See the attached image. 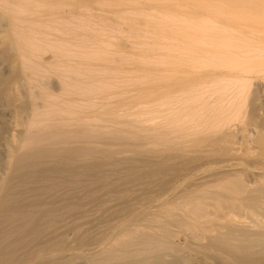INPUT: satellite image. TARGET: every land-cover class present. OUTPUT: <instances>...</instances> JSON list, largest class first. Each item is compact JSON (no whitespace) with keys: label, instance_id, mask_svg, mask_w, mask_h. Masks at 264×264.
<instances>
[{"label":"bare ground","instance_id":"6f19581e","mask_svg":"<svg viewBox=\"0 0 264 264\" xmlns=\"http://www.w3.org/2000/svg\"><path fill=\"white\" fill-rule=\"evenodd\" d=\"M150 8L158 13L146 17L145 11ZM186 19L191 22H187ZM203 20L206 22H201ZM209 24L214 26L213 29L218 27L220 31V27L224 29L223 26H228L234 32L244 33L253 42L244 44L241 49L242 53H240L238 49L240 46L230 44L231 41L228 44L227 41L232 39L230 33L227 39V35L218 30L220 34V37H217L218 42L212 41L209 34L210 37L216 38V36L211 35ZM121 28L122 30L127 28L128 32L130 30L129 35L135 34L134 36L141 35L143 32L150 33L154 36L152 44L156 48L166 46L171 41L178 43L183 41L184 43H179V45H186L184 48L190 49L186 53L187 57L190 56L189 53L196 51L208 53L207 63L209 65L226 70V72L223 70L226 74L224 78H227V82L225 79L224 83L230 82V86L233 87L232 78L240 82L238 85L241 89H239L240 95L239 92L237 94L241 97L239 101L242 100V104L247 101L245 98L248 99L249 95H253L248 94L249 91H247L251 80L258 78V81H262L259 78H264V0H0V221L13 224L22 222L24 226L21 232L18 230L16 238H10L12 240L9 242L7 239V241L1 240L0 264H16L17 262L13 263L18 256V254L14 256V253L18 252L15 250L16 242L24 240V236L30 239H33L35 235L41 234L42 236L44 232L42 229L52 225L47 222L46 217L50 214L52 216L55 208L60 206L56 207L48 202L50 198L46 200L44 198L45 196L51 197L54 191H52L54 185L50 184L53 180H50L51 177H48L51 182L47 183L49 182L48 173L59 172L60 174L65 171V175H68L67 171L69 175L76 177L88 171L92 172L94 169L98 172L101 169L103 171L104 167H108L107 165L117 170L120 165L119 161L121 162L123 158L117 159L119 160L118 165L117 161L115 162V154L119 151L121 154L123 149L131 153L130 159L137 158L138 161H144L139 171L132 169L127 173L128 170H124L127 174L124 176L143 180L147 178L146 180L149 179V181L152 179L156 182L159 193L156 194L155 189L156 195L152 193L150 197L143 198L145 201L143 200L140 205L137 204L138 206H128V202L122 200V204L123 202L126 203L125 206L128 204L125 209H123L124 205L123 208L120 205L122 210H117L119 203L113 204L119 197H114L117 200L112 198L114 202L110 199L113 203L109 200L111 204H108H113L118 208L113 213L114 217L107 219V222L103 223L104 226H98L97 236L92 235L97 238L94 240L97 243L94 244L93 240H90L94 244L92 246L86 243L91 248L86 246L88 249L80 250L81 247H77L80 251H76L74 248L76 246L72 245L74 247L69 246L71 251L66 248V252L64 250L65 253H62L63 251L60 252L58 249V252L54 254L55 245L54 247L52 245L53 254L47 251L49 252L47 255L48 253L44 251L41 254H46L45 257L41 254L39 257L36 253L34 256L37 255L38 258L35 261L36 256H31L33 258L29 257L30 259L28 256V259L23 256L27 259L25 264H192L193 262V264H264V121L259 120L261 122L258 123L259 127L257 124L255 126L251 120V114L248 115L251 117H247L248 119L243 116L246 113H242L244 105L242 107L241 103L239 108L236 107L239 110L235 113L229 111L232 116L228 117L227 110L226 114L223 111V105L222 107H209L216 104L213 101L215 98L212 100L215 104L208 98L211 102L210 104L208 101L209 108H201L200 105L199 110L192 109V101L196 102L197 97L189 96L187 93L196 91L198 88H209L210 86L207 85L215 78V76L212 77L215 69H211V66L201 61L198 62V57L194 55L191 56L196 58L197 65L192 62V67L189 65L187 68L180 65L169 66L170 64L167 66V63L163 62L166 65L164 67L163 63L158 61L159 64H156L162 63L160 65L162 67L144 66L142 68L145 80L136 79L137 82L126 87L125 78L122 80L120 78L121 83L119 80L118 82L121 86L125 84L124 88L118 83V85L114 84L115 81H113L111 90L114 91L117 85L120 90L121 88L126 89L129 93L126 94L125 90H121L124 95L122 97L119 90L122 98H117L119 93L117 89L115 90L117 94L114 93L115 91L110 93L111 90L106 91L110 94L105 91L99 92L102 86L99 84L101 82L97 81L110 82V80L101 79L103 76L112 79L108 76L110 73H115L113 78L119 73L128 74L129 69L123 67L124 64L126 66L137 65L134 62L136 59L148 58L144 50L134 53V55L137 54L134 56L136 58H132L133 51H131L129 53L132 62L127 63L131 59L127 60L130 56L127 57V52L125 54L124 51L131 49H126V43L125 45L124 41L121 43L120 38L119 42L109 44V46L114 45L115 51L105 50L108 47L105 48L103 43H100L104 41L103 36L100 35L102 30L117 33L119 32L117 30ZM230 28L226 27L231 31ZM197 39L199 41H196ZM98 44L103 48H99ZM113 47L109 50H114ZM237 53L241 55H236ZM235 56L237 59L243 56L244 59L240 57L241 61L244 60L243 63L237 62ZM190 58L183 60L188 62ZM125 59L126 62H124ZM109 61H118L120 65H117L118 62L113 66L112 64L106 65ZM227 61L229 68H225ZM97 62L100 63L98 66ZM102 63L105 65L99 66ZM237 63L241 64L240 70L236 69ZM195 65L196 67H193ZM155 71H158V74L153 75ZM229 77L230 80H228ZM212 84L215 86V83ZM224 86V89L231 88L225 84ZM91 87H98V92L90 90ZM201 89L198 91L203 94ZM206 89L203 91L206 92ZM210 89L212 90V86ZM211 90L204 95L200 92L199 94L205 98L208 94L210 97L209 93L212 95L216 92L215 89L213 92ZM182 96H186L184 98L187 100L184 105L185 111L181 105L184 104ZM256 98L255 95L254 102ZM251 100L253 99L250 98ZM239 101L237 100L238 104ZM186 103L191 107L187 108ZM180 106L182 108L179 111L177 109ZM151 110L155 111V114L164 111L166 116L163 112L161 115L159 112L158 115L151 116L152 113L154 114ZM171 112L174 114L171 115ZM167 114L171 116L170 119ZM202 118L208 121H205L207 125L200 124ZM234 120L244 123L240 128L241 131L239 130L243 139H240L242 147H237L238 144L236 146L242 150L239 149L238 154L240 152L243 154V162L234 155L238 149L236 150L234 146V131L229 126ZM211 156L212 158L215 156L216 161L218 158H221L222 162L229 159L227 163L230 164L217 163L220 166L215 167V165L213 168L217 169L212 174L209 173L213 179L207 174L209 171L205 173L206 176L209 175L208 181L211 179L214 182L210 181L213 186H208L212 188H207L206 185V189L205 185H202L205 182V180L202 181L204 176L200 177L201 186L204 187L201 188L198 182H195L196 179L194 180L196 175L191 173L186 177L190 171L187 170L185 173V170L193 162ZM235 158L240 161L236 165L230 162V159L235 160ZM132 161L134 162V160L130 162ZM111 168L110 172H114ZM124 168L126 169V166ZM213 168L211 165L210 169ZM231 169L233 171L237 169L239 172L235 173V178L231 175L234 178L233 181H230V173L227 175L228 170ZM200 171L202 170L196 172L197 175ZM202 172H200L201 176ZM168 174H174V176L177 174L179 177L171 179ZM222 174H225V177ZM227 176L230 177L229 181L225 179ZM75 177H71L72 180L76 179ZM40 178L47 182L45 184L43 182L41 192L36 191V194L39 193L37 195H41L50 206L46 208L41 206V209L30 211V205H28V211L21 210L24 204L21 206L16 203V198L13 201L11 193L13 190L18 191L23 185L27 187L30 184L28 188H34L32 186L36 185L33 184L38 185ZM117 178L118 176L115 180ZM98 179L102 180L100 176ZM192 181L197 184L196 187ZM208 181L205 184L209 185ZM82 182L84 183V180ZM104 182L101 181L103 185H105ZM182 185L185 187L182 188ZM35 188L37 190V186ZM31 191L30 194H32ZM103 192L105 194V191ZM60 193L57 196L62 199L60 195L63 194ZM54 199L57 200L56 196ZM28 200L29 198L26 201ZM65 200V198L62 199V202ZM124 200H128V197ZM34 202H32L33 205ZM62 202L57 201L55 204ZM63 203L64 205L61 204V206H64L65 210L73 207L70 202ZM136 203L137 201L135 205ZM113 205L110 208H113ZM108 212L112 215L110 211ZM37 219H41L42 222L38 224ZM114 219L116 220L112 221ZM46 222L50 226H43ZM76 224L72 223L73 226H78V223ZM14 227L17 228V225ZM72 229L70 228L71 231ZM74 231L75 229L72 232L76 234ZM48 232L50 231L45 233L48 234ZM55 232L57 233V229ZM87 233L82 231L84 237ZM72 236L74 238V234ZM81 237L80 239L84 238ZM63 241L62 243L66 245V241ZM81 241L83 242V239ZM88 241L89 239L86 241L84 239V243ZM60 244L58 248L64 249ZM18 250L21 249L18 248Z\"/></svg>","mask_w":264,"mask_h":264},{"label":"rangeland","instance_id":"374dc122","mask_svg":"<svg viewBox=\"0 0 264 264\" xmlns=\"http://www.w3.org/2000/svg\"><path fill=\"white\" fill-rule=\"evenodd\" d=\"M158 13V11H155L153 8H150V9H146V11H145V14H146V17H149V16H151L152 14H157ZM182 19H184V18H182ZM181 19V20H182ZM185 20V19H184ZM187 20V19H186ZM202 20V19H201ZM187 22H191V21H189V20H187ZM201 22H206V21H201ZM202 24H204V23H202ZM209 25H211V24H209ZM213 27L214 26H210V29H209V31L211 32V35H215L216 36V38H214V37H210V34H209V38L212 40V41H217L218 42V40L219 39H217V37H220V34L218 33L220 30H219V28L217 27V28H215V29H213ZM227 28H230V27H228V26H226ZM226 27L225 26H223V28L224 29H226ZM213 30H212V29ZM220 29H221V31L222 32H224L226 35H227V39L229 38V36L228 35H230L231 34V38L232 39H230V40H228L227 42H228V44H229V42H230V44L232 43V44H234V45H237V47H239L240 46V48H238V49H240V53H242L241 52V49L244 47V44L246 45V44H249V43H252L253 42V40L251 39V38H249L247 35H245L244 33H240V32H238V31H236V32H234V30L232 29V28H230L231 29V31L229 30V29H226V31H227V33H226V31H224V29H222L221 27H220ZM121 30V31H120ZM212 30V31H211ZM219 30V31H218ZM228 30L230 31V32H228ZM106 32H104L103 30H102V34H100L101 35V37L102 38H104V41L102 40L100 43H103V46L106 48V47H108V49H105V50H108V51H115L116 50V48L115 47H113V46H109V44H115L114 42H121L122 43V41H124V45H125V43H126V45L128 46H126L125 45V47H126V49L127 48H129V49H131V50H127V51H124L125 52V54H126V52H127V57L128 56H130V53H131V51H133V53H131V54H133L132 55V58H136V57H134V56H136V55H134V53H139L140 52V50L142 51V50H144V52H145V54L148 56V58H146L145 60L144 59H136L134 62H135V64H137V65H129V66H131L130 68H129V66H126L125 64H124V66L123 67H126L127 69H129L128 70V74H124V73H122L123 75H121V73H119V75L117 76L116 75V77H114L113 78V74H114V76H115V73H110L111 74V76H110V74L108 75L109 77H111L112 79H110V78H108L107 79V77L105 78V76H100V77H102L101 79H106V81L107 80H110V82H103V81H97V82H101V83H99V84H101V86H99V88L101 87V89L103 88V90H101V89H99L98 87H91V89L90 90H94V91H97L98 89L100 90L99 92H103V91H107V90H111L113 87H112V84H113V81H115L114 82V84L116 83H118L119 84V82H118V80L121 78V80L122 79H124V81H122V82H124L125 84H126V87H129V86H131V84L132 83H135V81L137 82V80L136 79H138V80H140V79H142L145 75H143L142 73H143V71H142V68L144 67V66H149L150 68H152V67H162V66H168L169 64V66H176V65H180L181 67H183V68H187V67H189V66H191V63L192 64H196L197 65V60H198V62L199 61H201L203 64H207V65H209L208 63H207V61H208V57L207 56H209V54L208 53H206V52H201V51H196V52H191V53H189L190 54V56L191 55H194V56H197L198 58H197V60H196V58L194 57V56H191V58H190V56L188 55V57L190 58V60H188V62H187V60H183V59H185V58H187V59H189L188 57H187V55H186V53H188L189 51H190V49L189 48H184L186 45H182L184 42L182 41V42H180L179 41V43H182L181 44V46L184 48V49H182V47L179 45V43L178 42H176V41H171V43H169V44H167L166 46H167V48H165L166 46L165 45H163V46H160V48H156V47H154L153 46V44H152V42H153V39H154V36H152L150 33H147V32H143V33H141V35H137L136 34V36H134L135 34H132V35H129L130 33V30H129V32H128V30H127V28H123V30H122V28L121 29H119V30H117V31H119V32H117V33H112V32H107V30H105ZM218 31V32H217ZM220 31V33H222ZM99 32V31H98ZM97 32V33H98ZM116 32V31H115ZM209 33V32H208ZM212 33H215V34H212ZM230 33V34H229ZM235 33H237V34H235ZM98 34V35H99ZM216 34H219L218 36L216 35ZM235 35V36H234ZM130 36V37H129ZM133 36V37H132ZM233 36V37H232ZM246 38H245V37ZM237 37V38H236ZM119 38H120V40H119ZM122 38H124V40L122 39ZM207 38V37H206ZM236 38V39H235ZM249 38V39H248ZM122 39V40H121ZM200 39V38H199ZM244 39H246V40H244ZM119 40V41H118ZM247 40H249V41H247ZM196 41H199L198 39L196 40ZM195 41V42H196ZM163 42V41H162ZM166 42H169V41H166ZM249 42V43H248ZM241 43V44H240ZM108 44V46H106ZM239 44V45H238ZM98 45H100V44H98ZM197 45V44H196ZM103 46H98L99 48H103ZM98 47H97V51H98ZM111 47H113L112 49H114V50H109V49H111ZM125 47L124 48H122V51H123V49H125ZM180 48L182 49V50H180ZM134 49V50H133ZM186 49H188V50H186ZM237 49V50H238ZM184 51H186V52H184ZM188 51V52H187ZM239 51V50H238ZM130 52V53H129ZM237 52V51H236ZM205 54H206V57L204 58V56H205ZM208 54V55H207ZM199 55V56H198ZM236 55H241V54H239V53H237ZM236 57V56H235ZM240 57H241V59H244L243 58V56H239V58L238 59H240ZM181 58V59H180ZM129 59H131V56H130V58H127V60H129ZM200 59V60H199ZM237 59V57H236V60H237V62H239V63H243V61L244 60H242L241 61V59H240V61ZM101 60H99V62H100ZM140 61H143V62H140ZM158 61L160 62H166L167 64L165 65L164 63H163V65L162 66H160L162 63H160V65H158L159 63H158ZM177 61V62H176ZM103 62V61H102ZM105 62V61H104ZM118 61H113V62H110L109 61V63L108 64H106V65H110V64H112L111 66H113V65H116V63H117ZM124 62H126V59H125V61ZM131 62H132V59L129 61V62H127V63H130L131 64ZM190 62V63H189ZM201 62L199 63V64H201ZM101 63V62H100ZM100 63H98L97 62V66H98V64H100ZM142 63H144V64H142ZM156 63H158V64H156ZM189 63V64H188ZM103 64L105 65V63H102V65H99V66H103ZM117 65H120V63L118 62V64ZM189 65V66H188ZM196 65L195 66H193V67H196ZM207 65H203V66H207ZM228 65H229V63H228V61H227V63H226V67L225 68H229L228 67ZM198 66H200V65H198ZM211 65H209V67H210ZM192 67V66H191ZM208 67V68H209ZM215 66H211L210 68L212 69H215V74L212 76L213 78H214V76H215V80L213 81V80H211V82L212 83H215V86L211 83H209L207 86H210L209 88H203V89H201V88H198L196 91L194 90V91H192V92H190L189 94L187 93V95H189V96H194L195 98L197 97V100H198V102H197V100H196V102H197V104H196V102L195 101H192V109H194V110H199V108H200V105H201V108L202 107H207V108H209V107H218V106H221L222 107V105H223V108H224V112H225V114H226V110H227V114H228V117L229 116H232V113H230V112H232L233 111V113H235V111H237V110H239L238 108H239V105H240V103L242 104V100H240L239 101V99H241V97L239 96L240 95V88H238V85H240V82L239 81H237V79H234L233 80V78L231 79L230 77L228 78V80H232V81H234L233 83L234 84H232V86L233 87H231L230 86V82H228V83H224L225 81V79H226V82H227V78H224L225 76H226V74H225V72H226V70L224 69V68H214ZM209 68V69H210ZM240 68H242L241 67V64L239 65L238 63H237V65H236V69L238 70H240ZM223 70L225 71V72H223ZM229 70V69H228ZM224 73V74H223ZM116 74H118V73H116ZM153 75L154 74H158V71H155L154 73H152ZM217 76V77H216ZM228 77V76H227ZM235 78V77H234ZM127 79V80H126ZM144 80H145V78H143ZM142 79V80H143ZM260 80L262 79V81H258V78L257 79H252L251 80V83H250V85H249V87H248V90L247 91H249L248 92V94L250 93H252L253 95H249L248 96V99H246L245 98V100H247L244 104H242V107H243V105H244V108H242L243 109V111H242V113L243 114H245V115H243L244 117L246 116V118L247 117H249L250 115L249 114H251V117H249V118H251V120H253L252 122L254 123V125L255 126H257L258 125V123L260 124L262 121H264V119H262V118H264V114H262V113H264V78H259ZM97 80H99V77H97ZM121 80H119L120 81V83H121ZM132 80H134L133 82H132ZM141 80V81H142ZM257 80V81H256ZM105 81V80H104ZM112 81V82H111ZM231 81V82H232ZM144 82V81H143ZM104 85H103V84ZM98 84V85H99ZM117 84V85H118ZM124 84V85H125ZM224 84L226 85V86H229V87H231V88H229V89H227V87H226V89L228 90V92L226 91V89H224L225 88V86H224ZM97 85V86H98ZM117 85H115L116 86V88H114L115 90L117 89V91H119L120 90V88L119 87H117ZM120 86H121V84H119ZM123 84H122V88H124L125 86H124ZM114 86V85H113ZM124 86V87H123ZM206 86V87H207ZM211 86H212V90L210 89L211 88ZM213 86L215 87V88H213ZM205 87V86H204ZM98 88V89H97ZM119 88V89H118ZM121 88V90L123 91V90H125V93L127 94L128 92H126V89H122ZM218 90H217V89ZM261 88V89H260ZM201 89V91L203 92V94L200 92V91H198V90H200ZM204 89H206V92L208 93V91L209 90H211L212 92L213 91H215L216 90V92L213 94L212 93V95H210V93H209V96L210 97H208V94H206V98H205V96H202V95H204L206 92H204L203 90ZM209 89V90H208ZM213 89H215V90H213ZM240 89V90H239ZM114 90V91H115ZM120 90V91H121ZM256 90V91H255ZM113 90H111L110 91V93H113L112 92ZM117 91H115L114 93H116ZM120 91H119V93H118V95H117V98L119 97H121L120 96V94L122 93V97H124V95H123V92L121 91V93H120ZM198 91V92H197ZM98 92V91H97ZM108 92V91H107ZM106 92V93H107ZM196 92V93H195ZM199 92L202 94H199ZM210 92V91H209ZM239 92V95L237 94ZM254 92V93H253ZM257 92V94L259 95H257V94H255ZM110 93H107V94H110ZM116 93V94H117ZM124 93V94H125ZM132 93V92H131ZM130 93V94H131ZM216 93H217V95H216ZM218 93H219V96H218ZM116 94H114L115 96H116ZM129 94V93H128ZM191 94V95H190ZM228 94H230V96L228 95ZM256 95V102H254V97H255V95ZM110 96V95H109ZM218 96V97H217ZM227 96V97H226ZM239 98H238V97ZM112 97V96H111ZM121 97V98H122ZM184 97H186V96H182V101L184 102V104H181L182 105V107H184L183 109H184V111H185V101L187 102V100H186V98H184ZM247 97V96H246ZM116 98V97H115ZM211 100V102H213V101H215V105H211V106H209L210 104H211V102H210V100ZM215 98V100H213ZM216 98H218L217 99V102H218V104H217V102H216ZM227 98V99H226ZM250 98H252L253 100H251L252 101V103H250L251 101H250ZM213 100V101H212ZM237 100L239 101V104H238V102H237ZM208 101L210 102V104L208 103ZM261 101V102H260ZM212 103V104H213ZM234 103V104H233ZM209 104V105H208ZM236 104H238V106L236 105ZM251 104V105H250ZM253 104V105H252ZM259 104V105H258ZM186 105L188 106V104L186 103ZM196 105H197V107H196ZM234 105V107H232ZM246 105V106H245ZM209 106V107H208ZM241 106V105H240ZM181 106L180 107H178V109L177 110H181V108H182ZM191 106H188L187 108H190ZM236 107H238L237 109H236ZM180 108V109H179ZM196 108H198V109H196ZM153 110H157V109H153ZM230 111V112H229ZM150 112V111H149ZM151 112H154V114H155V111H152L151 110ZM150 112V113H151ZM160 112V111H159ZM159 112H156L157 114H151V116H156V115H158L159 114ZM161 112H163L164 113V111H161ZM161 112H160V115H161ZM229 112V113H228ZM150 113H149V115H150ZM172 113V112H171ZM166 113H164V115H165ZM174 113H172L171 115H173ZM210 114V113H209ZM208 114V115H209ZM249 115V116H248ZM163 116V115H162ZM166 116V115H165ZM167 116L169 117L168 119H170V115L169 114H167ZM164 117V116H163ZM205 117V116H204ZM245 118V119H246ZM261 118V119H260ZM244 119V120H245ZM248 119V118H247ZM202 120V123H200L202 126H204V123L207 125L208 123H206V122H208V121H206V119H204V118H202L201 119ZM259 120L261 121V122H259ZM170 121V120H169ZM169 121H168V123H169ZM206 121V122H205ZM217 121V120H216ZM215 121V122H216ZM237 121V120H236ZM235 120L234 121H231L230 122V124H229V126H230V129L232 130V131H234V135H235V137H234V146H235V149L237 150L238 148H236V146H237V144H238V146L237 147H242V145H241V141H240V139L241 140H243L242 138H241V130H240V128H242L243 127V125L242 124H244V123H242V122H240V121H237V123H235L236 122ZM170 122H172V121H170ZM201 122V121H200ZM213 122V121H212ZM211 122V123H212ZM214 122V123H215ZM256 122V123H255ZM235 123V124H234ZM232 124V125H231ZM233 124H234V126H233ZM257 124V125H256ZM205 125V126H206ZM238 127V128H237ZM258 127H259V125H258ZM240 130V131H239ZM239 133H238V132ZM238 133V134H237ZM237 135H239V137L237 136ZM240 141V142H239ZM243 142V141H242ZM239 148V149H240ZM239 149L236 151V150H234V152H235V156H237L239 159H240V161H242V160H244L242 157H243V154L240 152V154H238L239 153ZM240 151H242L241 149H240ZM128 152V153H127ZM126 153V154H125ZM124 154V155H123ZM238 154V155H237ZM117 155V156H116ZM119 155V156H118ZM127 155V156H126ZM129 155H131V153H129V151H127V149H123V152H121V154H120V151H119V153L117 152L116 154H115V158H116V160H115V162L119 165V163H120V165H119V167H118V169L117 170H113V168H111V167H109V165H107L108 167H104L103 168V171H102V169L101 170H99V172L97 171V169H94V171H92V172H90V171H88V172H85V174L82 176H79V175H77L78 176V178H77V176L75 177V176H72V175H69V172H67L66 171V173H68V175L66 174L65 175V171H63V173L61 172L60 174L61 175H64V176H61L60 174H59V172L58 173H52L53 174V177H52V174H51V176H50V174L48 173V175L49 176H47V178L49 177H51L50 178V180H52V183H50L51 181H49V178H48V181L49 182H47L46 180H42V178H40L39 180H38V185L36 184V183H34L33 185H36L37 186V190H36V186H32V187H34V188H32V189H30V188H28V187H30L31 185L29 184V186L27 185V187L25 186V185H23V186H21L19 189H18V191H20V192H18L17 190L16 191H14L13 190V192L11 193V198H13L12 200L13 201H15L16 199L18 200L19 198V200L21 201H15L16 203H18L19 205H21L22 206V204H24V206H22V209L21 210H23V211H28L29 209H30V211H33V209L34 210H37V209H41L42 207H48V206H50V204L52 203V205L54 204L56 207L59 205L60 207H58V208H55V210H54V212H53V214H52V216H51V214H50V216L49 217H46V219L48 220H46L48 223H50V224H52L51 226H50V224L49 225H47L48 223L46 222V224H44L43 226H50V227H43V228H45V229H42V231H44V232H42V236H41V234L38 236H33V239H34V241H33V239H30V237H26V236H24V240H22V238H21V240L23 241H17L16 242V251H18L17 253L15 252L14 254V256H16V254H18V256H16V261H15V259H14V261L15 262H13V263H16V264H25L26 263V260L29 258V257H31V256H33V257H35V259H34V261L36 260V258H38V256L37 255H39V254H41V253H43L44 251H45V253H48L47 255H49V252L51 253V254H53L54 252V254H56V252H58L57 250L59 249L60 250V252L61 251H63L62 253H65L66 252V248L68 249V250H72V249H70L69 248V246L71 247L72 245H74V246H76V247H74V246H72V247H74L75 248V250L77 251V250H79V248H77V247H81V249L80 250H82L83 248V250H86V246H88L89 244L92 246V244L94 243V244H96L97 243V241H94L95 239H97V238H94L93 236H97L96 234H97V231H99V227H101V226H104V224H105V222H107V219L108 220H110L112 217H114V212L116 211L115 209H117L118 208V206H119V208L117 209V210H122L121 208H123L124 206H125V204L128 202V206H138V205H140L141 204V202H143V198H146V197H148L150 194H154V195H156V194H158L159 192H157V184H156V182L155 181H153L152 179H150V181H152V183L149 181V179L148 180H146L147 178H144V180L142 179V178H139V179H132L131 177H125L127 174H126V172L124 171V170H128L127 171V173H129L132 169H133V171L134 170H137V171H139L141 168H142V165L144 164V161L142 162L141 160L140 161H138L137 160V158H132V159H130L129 158ZM119 157V158H118ZM130 157H132V155L130 156ZM120 158H123V160L120 162L119 160H120ZM214 158H215V156H214ZM214 158H212V156L210 157V158H205V159H201V160H197V161H195V162H193L190 166H187L186 168V172L185 173H187V170H189L190 171V173L188 172L187 174H186V177H187V175L189 174V175H191V173L192 174H195L196 175V177L194 178V180H195V182L197 183L198 182V186L200 185L201 186V178L203 179L202 181H204L205 180V182L206 181H208L209 180V177H211V175L210 174H212L216 169H214L213 167L215 166V167H218V166H220V165H222V163L223 164H228L227 163V161H229V159H227V161H226V159H225V161H221L222 159L221 158H218L217 160L218 161H216V158L214 159ZM238 158H235V160L237 161V162H235V160H231L230 159V162L232 161V162H234L235 163V165H236V163H239L240 161L238 160ZM242 158V159H241ZM117 159H119V160H117ZM131 161V160H134V162L132 161V162H130L129 160ZM136 159V160H135ZM208 161H207V160ZM234 159V158H233ZM213 160V161H212ZM118 161H119V163H118ZM202 161V162H201ZM211 161V162H210ZM128 162V163H127ZM138 164H137V163ZM141 162V164H139ZM196 162H197V164H196ZM207 162V163H206ZM243 162V161H242ZM122 163H123V165H122ZM134 164V166H132V164ZM196 165H195V164ZM206 163V164H205ZM220 164V165H218V164ZM116 164V165H117ZM194 164V165H193ZM199 164V165H198ZM230 164V163H229ZM232 164V163H231ZM117 165V166H118ZM128 165V166H127ZM139 166V167H137V166ZM211 165H212V168L213 169H210V167H211ZM218 165V166H217ZM126 166V169L124 168ZM210 166V167H209ZM120 167H121V169H123V171L120 169ZM137 167V168H136ZM192 169H191V168ZM193 167H195L194 168V170H193ZM196 167H197V170H196ZM204 167H205V169H204ZM208 167V170H206V168ZM111 168V171L113 170L114 172H110V169ZM135 168V169H134ZM139 168V169H138ZM189 168V169H188ZM191 169V170H190ZM210 169V170H209ZM121 170V171H120ZM198 170H202V171H200V172H202V176H201V174H200V172H198L199 174L197 175V171ZM232 170V169H231ZM231 170H228V172H227V175L230 173V177H231V180L229 179L230 177H226L225 179L226 180H230V181H233V179L235 178V173L237 174V173H239L238 172V170L236 169H234V171L232 170V172H231ZM105 171V172H104ZM116 171H117V174H116ZM120 171V172H119ZM209 171V172H208ZM94 172V173H93ZM119 172V173H118ZM195 172V173H194ZM208 172V173H207ZM87 173V174H86ZM89 173V174H88ZM91 173V174H90ZM101 173V174H100ZM107 173V174H106ZM205 173H207V174H209V175H205ZM233 173V174H232ZM58 174H59V176H58ZM106 174V175H105ZM110 174V175H109ZM111 174H113V175H111ZM114 174H115V177H114ZM177 174H179V173H177ZM175 175L174 176V174H168V176H170V178L171 179H174L176 176H177V178L179 177L178 175ZM47 175V174H46ZM98 175V176H97ZM122 175V176H121ZM125 175V176H124ZM173 175V176H172ZM188 175V176H189ZM223 175V177H225V174H222ZM234 175V178L232 177V176ZM91 176H92V178H91ZM99 176H100V179H102L101 181L102 182H104V184L106 185H103V183H101V181H99ZM107 176V177H106ZM110 176V177H109ZM118 176V180L116 179L115 180V178ZM209 176V177H208ZM71 177H75L76 179H73L72 180V178ZM83 177V178H82ZM101 177H103V178H101ZM166 177H167V175H166ZM201 177V178H200ZM206 177H207V179H206ZM45 178H46V176H45ZM70 180H68V179ZM80 178V179H79ZM122 178V179H121ZM124 178V179H123ZM126 178V179H125ZM176 178V179H177ZM58 179V180H57ZM63 179V180H62ZM67 179V180H66ZM81 179H82V181L84 180V183L81 181ZM95 179H97L96 180V182L94 181ZM105 179H107V181L105 180ZM112 179V180H111ZM197 179H198V181H197ZM199 179H200V184H199ZM211 179H213V177H211ZM210 179V181L212 182V183H214L212 180ZM55 180V181H54ZM104 180V181H103ZM113 180H115V181H113ZM225 180V181H226ZM54 181V182H53ZM72 181V182H71ZM91 181H93V182H95V185L93 186L92 184H94L93 182L91 183ZM113 181V182H112ZM120 181V182H119ZM147 181V182H146ZM210 181H208L207 183H209ZM35 182H37V181H35ZM43 182H44V184L47 182V183H50V184H53L54 186H52L53 188H52V191H53V194L52 195H50L51 197H49V196H45L44 198H45V200L47 199V198H50L49 200H51V202L48 200V202L50 203V204H48L45 200H43V197L41 196V195H39V196H41V197H39L37 194H39L40 192H41V190H42V186L44 185L43 184ZM62 182V183H61ZM76 182V183H75ZM106 182H108V183H106ZM113 184H112V183ZM129 182V183H128ZM146 182V183H145ZM148 182H150V183H148ZM205 182H203L204 184H202V185H205L204 187L206 188V185H207V188H212V187H208V186H213L212 185V183L210 182L209 183V185L208 184H205ZM59 183V184H58ZM73 183V184H72ZM192 183H194V181H192ZM76 186H75V185ZM82 184V185H81ZM89 184V185H88ZM98 184V186H96ZM100 184H102V185H100ZM109 184V185H108ZM115 184V185H114ZM152 184H154V186H152ZM40 185H41V187H40ZM84 185H87V186H84ZM101 187H100V186ZM118 185V186H117ZM141 185V186H140ZM143 185V186H142ZM145 185H146V189H145ZM185 186H186V184H184ZM184 185H182L181 187L183 188V186ZM215 185V184H214ZM60 186V187H59ZM89 186V187H88ZM103 186V187H102ZM120 186V187H119ZM184 186V187H185ZM194 186L196 187L197 186V184H195L194 183ZM22 187H23V189H22ZM38 187H40V188H38ZM58 187V188H57ZM67 187V188H66ZM85 187V188H84ZM105 187V188H104ZM118 187V188H117ZM132 187V188H131ZM154 187V188H153ZM203 186H201V188H202ZM203 187V188H204ZM60 188V189H59ZM79 188H81V189H79ZM89 188V189H88ZM92 190H91V189ZM99 188V189H98ZM103 188V189H102ZM111 188V189H110ZM134 188V189H133ZM206 188V189H207ZM31 191V190H33V191H31V193L32 194H30L29 192V190ZM114 189V190H113ZM156 189V192L154 191ZM25 190H27V191H25ZM64 190V191H63ZM100 190V191H99ZM105 191V194H104V192L103 191ZM23 191V192H22ZM36 191L38 192L39 191V193H37L36 194ZM55 191H57L56 193H55ZM59 191V192H58ZM70 193H68V192ZM91 191V192H90ZM128 192V194H127V192ZM130 191V192H129ZM135 191H137V192H135ZM15 192V193H14ZM35 192V193H34ZM61 192V193H60ZM80 192V193H79ZM82 192V193H81ZM95 192V193H94ZM134 192H135V194H134ZM27 193V194H26ZM29 193V194H28ZM34 193V194H33ZM55 193V194H54ZM59 193L60 194H63L62 196L60 195V197L62 198V199H66V200H68L69 202H70V204H72V206L73 207H71V209L69 208V210H68V208H66L67 210H65L63 207L64 206H61V204L62 205H64V203L63 202H65V203H69L68 201H63L62 202V199H60V198H58V196H59ZM64 193H67L66 195H64ZM87 193H89L88 195H87ZM110 193V194H109ZM119 193V194H118ZM123 195H122V194ZM141 193V194H140ZM156 193V194H155ZM36 194V195H35ZM76 194V195H75ZM103 194V195H102ZM121 194V196H119ZM124 194H126V195H124ZM130 194V195H129ZM132 194H133V196H135V197H133L132 196ZM152 194V195H153ZM28 195H29V197H28ZM58 195V196H57ZM92 195H93V198L91 199V197H92ZM117 195V196H116ZM127 195H129V196H127ZM146 195V196H145ZM19 198H18V197ZM31 196H36V197H34V200H32L33 199V197H32V199H31ZM38 196V197H37ZM56 196V198H57V200L55 201V199H54V197ZM80 196H82V197H80ZM84 196V197H83ZM89 196H90V198H89ZM104 196V197H103ZM122 196H123V198H122ZM128 197V200H124V198L125 197ZM142 196V197H141ZM151 196V195H150ZM149 196V197H150ZM29 198V200H30V202H31V200H32V202H34L35 200H37V199H35V198H42L41 199V201H40V199L39 200H37L36 202H34V205L32 204V202L30 203V202H28V201H26L28 198ZM117 198V197H121L120 199L119 198H117V199H115V198ZM130 197V198H129ZM133 197V198H132ZM16 198V199H15ZM24 198H26V199H24ZM78 198V199H77ZM81 198H82V200H81ZM107 198H108V200H107ZM117 200V201H115L114 202V200ZM136 200H135V199ZM142 198V199H141ZM15 199V200H14ZM54 199V200H53ZM96 199V200H95ZM110 199H112L113 200V202H112V200H110ZM81 200V201H80ZM94 202H93V201ZM114 204V205H117L118 203H119V205L118 206H114L113 204V206L115 207H113V208H110V207H112V205H109V204H111L110 203V201ZM121 201V204H120V201ZM122 200L123 201H125V202H123L124 204H122ZM133 200V201H132ZM24 201H26V203L24 202ZM43 201V202H42ZM52 201H55V202H52ZM57 201H59V202H62L61 204H55ZM107 201V202H106ZM137 201V203H136V205H135V202ZM145 201V200H144ZM24 202V203H23ZM27 202L29 203V204H27ZM41 202V203H40ZM133 204H132V203ZM36 203V204H35ZM47 204V206H45L46 204ZM85 203V204H84ZM100 203V204H99ZM104 204V206H103V204ZM109 203V204H108ZM26 204V205H25ZM98 204V205H97ZM106 204V205H105ZM138 204V205H137ZM28 205H30L29 207H28ZM31 205H33V206H31ZM39 205V206H38ZM81 205H83L82 206V208H81ZM100 205H102V206H100ZM109 205V206H108ZM120 205H121V208H120ZM124 205V206H123ZM126 205V206H127ZM42 206V207H41ZM98 206V207H97ZM99 206H100V208H99ZM107 206V207H106ZM126 206L123 208V209H125L126 208ZM127 206V207H128ZM25 207V208H24ZM97 207V208H96ZM107 209H105V208ZM29 208V209H28ZM32 208V209H31ZM60 208V209H59ZM61 208H62V210H64V211H62L61 210ZM75 210H73V209ZM110 208V209H109ZM25 209V210H24ZM27 209V210H26ZM101 211H100V210ZM113 209V210H112ZM60 210V211H59ZM70 210H72V211H70ZM84 210V211H83ZM111 210H112V212H111ZM127 210V209H126ZM99 211V212H98ZM107 211V212H106ZM108 211H110L111 212V214L113 215H110V213L108 212ZM102 212V213H101ZM123 212V211H122ZM60 213V214H59ZM74 213V214H73ZM107 216H109L108 218H107ZM111 216V217H110ZM52 217V218H51ZM80 217V218H79ZM85 217V218H84ZM89 217V218H88ZM60 218V219H59ZM62 218V219H61ZM75 218V219H74ZM110 218V219H109ZM2 219V218H1ZM42 219V218H41ZM39 220V219H37L38 221H35L36 223L38 222V224H40L41 222H42V220ZM59 219V220H58ZM55 220V221H54ZM67 220V221H66ZM77 220H78V222H77ZM79 220H80V222H79ZM105 220V221H104ZM116 219H114V220H112V221H115ZM2 222H4L3 220H1ZM0 221V242H1V240H8V242L9 241H11L12 239H14V238H16V235L18 234V230H19V232H21L22 230H23V228H24V226H23V224H21L22 222H20V223H18V224H16V223H6L7 221H5V223H2ZM74 221V222H73ZM34 222V223H35ZM53 222V223H52ZM58 222H60V223H58ZM70 222V223H69ZM1 223H2V225H1ZM35 223V224H36ZM72 223H73V225H77L76 223H78V226H73L72 225ZM104 223V224H103ZM4 224V225H3ZM10 224V225H9ZM16 226L17 225V228H15L14 226ZM22 225L21 226V228H20V225ZM37 224V225H38ZM56 224V225H55ZM60 224V225H59ZM70 224V225H69ZM85 224V225H84ZM7 225V226H6ZM54 225V226H53ZM83 225V226H82ZM97 225V226H96ZM64 226V227H63ZM91 226V227H90ZM99 226V227H98ZM9 227V228H8ZM58 227H59V229H58ZM72 227L74 228V227H78L77 229H78V231H77V229L76 228H74L75 229V231L74 232H76V234L75 233H73L72 231L74 230V229H72ZM97 227H98V229H97ZM19 228V229H18ZM48 228H50V229H48ZM52 228V229H51ZM54 228V229H53ZM69 228V229H68ZM70 228L72 229V231L70 230ZM82 228V229H81ZM93 228V229H92ZM2 229V230H1ZM47 229V230H46ZM56 229H57V233L55 232L56 231ZM61 229V230H60ZM8 230V231H7ZM46 230V231H45ZM47 231H50V232H48V234L47 233H45V232H47ZM69 231V232H68ZM71 231V232H70ZM82 231H83V233L85 232V233H87V234H85L86 236L84 237L83 235H82ZM95 233H94V232ZM5 232H6V235H5ZM9 232H11V233H9ZM55 232V233H54ZM62 232V233H61ZM9 233V234H8ZM43 233H45L44 235H43ZM74 234V238H73V236L71 237V235L72 234ZM53 234V235H52ZM58 234V235H57ZM59 234H63V235H59ZM64 234H65V237H64ZM4 237H3V236ZM11 235V236H10ZM81 235H82V237H84V238H82L81 237ZM93 235V236H92ZM6 236H8V237H6ZM55 238H54V237ZM57 236V237H56ZM70 236V237H69ZM90 236V237H89ZM91 236H92V238H91ZM50 237H51V239H50ZM60 237V238H59ZM66 237H67V239H66ZM76 237V238H75ZM80 237L83 239V242L81 241L82 239H80ZM9 238V239H8ZM10 238H12V239H10ZM38 238V239H37ZM44 238H46V239H44ZM60 239V241H59V239ZM91 238V239H90ZM37 239V240H36ZM57 239V240H56ZM61 239H62V241L63 240H65V241H63V242H65V244L66 245H64L63 243H62V241H61ZM74 239H76V240H74ZM79 239H80V241L82 242H80L79 241ZM84 239H85V241L86 240H88L89 239V241L88 242H85L84 243ZM6 240V241H7ZM31 240V242H29ZM40 240V241H39ZM50 242H49V241ZM70 240H72L71 242H68V241H70ZM73 240H74V242H73ZM90 240L93 242H90ZM6 241H4V242H6ZM36 241V242H35ZM46 241V242H45ZM25 242V243H24ZM45 242V243H44ZM48 242V243H47ZM52 242V243H51ZM55 242V243H54ZM58 242V243H57ZM27 243V244H26ZM29 243V244H28ZM33 243V244H32ZM41 243V245H39ZM49 243H50V245H49ZM54 243V244H53ZM59 243H61L60 244V246L62 247V248H64V249H60V247L58 248V245H59ZM68 243H70V244H68ZM75 243H76V245H75ZM78 243V244H77ZM79 243H80V245H79ZM84 243V244H83ZM86 243H89V244H87L86 245ZM31 244V245H30ZM38 244V246H36ZM81 244H83V246H81ZM93 244V245H94ZM34 245V246H33ZM45 245V246H44ZM46 245H47V247H46ZM53 245V246H52ZM54 245H55V250H53L52 249V247H54ZM56 245H57V247H56ZM64 245V246H63ZM79 245V246H78ZM19 246V247H18ZM35 247L34 249H33V247ZM49 246V247H48ZM52 246V247H51ZM67 246V247H66ZM85 246V247H84ZM91 246H88V248L90 247L91 248ZM31 247V248H30ZM40 247V248H39ZM18 248L19 249H21V250H18ZM26 248V249H25ZM57 248V249H56ZM73 248V249H74ZM87 248V249H88ZM41 249V250H40ZM48 249V250H47ZM49 249H51V251L49 250ZM22 250H24V251H22ZM29 250V251H28ZM30 250H31V253H30ZM35 250H36V252H35ZM54 252H53V251ZM64 250H65V252H64ZM67 250V251H68ZM75 250H73V251H75ZM79 250V251H80ZM47 251H49V252H47ZM69 251V252H70ZM21 252V253H20ZM26 252V253H25ZM34 252V253H33ZM59 252V253H60ZM36 253H38L37 255H35L34 256V254H36ZM22 255L21 257H22V259H21V257L19 256V255ZM26 254V255H25ZM31 254H33V255H31ZM42 255V257L44 256L45 257V255L46 254H41ZM41 255H39V257H41ZM23 256H25L26 258H27V256H28V258L26 259L25 257H23ZM17 257H20V258H18L17 259ZM33 257H31V258H33ZM25 259V260H24ZM30 259V258H29ZM194 263V262H193ZM192 263V264H193Z\"/></svg>","mask_w":264,"mask_h":264}]
</instances>
